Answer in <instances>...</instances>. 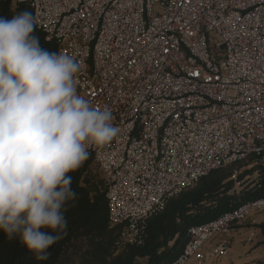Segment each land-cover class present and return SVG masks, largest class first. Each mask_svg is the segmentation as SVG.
Returning a JSON list of instances; mask_svg holds the SVG:
<instances>
[{"label":"built area","instance_id":"built-area-1","mask_svg":"<svg viewBox=\"0 0 264 264\" xmlns=\"http://www.w3.org/2000/svg\"><path fill=\"white\" fill-rule=\"evenodd\" d=\"M18 1L120 129L87 160L126 240L140 242L148 219L212 170L253 156L264 179V0ZM253 214L264 219V196L192 226L173 264L225 257L233 224Z\"/></svg>","mask_w":264,"mask_h":264},{"label":"clouds","instance_id":"clouds-1","mask_svg":"<svg viewBox=\"0 0 264 264\" xmlns=\"http://www.w3.org/2000/svg\"><path fill=\"white\" fill-rule=\"evenodd\" d=\"M35 28L29 11L0 16V231L42 260L77 198L69 174L120 129L78 92L80 63L43 47Z\"/></svg>","mask_w":264,"mask_h":264},{"label":"trees","instance_id":"trees-1","mask_svg":"<svg viewBox=\"0 0 264 264\" xmlns=\"http://www.w3.org/2000/svg\"><path fill=\"white\" fill-rule=\"evenodd\" d=\"M25 10L33 15V8L27 2L0 0V16L10 19ZM34 35L43 47L57 51L56 42L46 40L45 33L37 26ZM254 162L255 158L250 156L212 170L192 187L171 197L164 210L148 219L138 242L125 239L126 223L110 224L103 175L86 160L69 174L77 198L68 202L67 227L47 249V258L38 260L19 237L9 239L0 231V264H68L64 261L66 253L81 245L86 249L81 264H173L190 239L192 226L217 219L246 201L264 196V179L259 180ZM238 181L245 184L239 194L232 192ZM253 216L233 224V228L251 222ZM257 225L263 235L260 244H264V222Z\"/></svg>","mask_w":264,"mask_h":264},{"label":"rangeland","instance_id":"rangeland-1","mask_svg":"<svg viewBox=\"0 0 264 264\" xmlns=\"http://www.w3.org/2000/svg\"><path fill=\"white\" fill-rule=\"evenodd\" d=\"M241 186L234 188L232 192L239 193L245 184L241 183ZM252 219H256V225L252 223ZM250 221H246L243 225H237L234 228L233 237L231 240V246L229 253L214 262L207 264H264V244H260L263 239L261 233V227L259 225L264 222L263 217L258 214H254ZM254 234L252 242L247 241L249 234ZM86 249L82 245L78 249L69 250L66 253L65 260L68 264H81V257L84 255Z\"/></svg>","mask_w":264,"mask_h":264},{"label":"crops","instance_id":"crops-1","mask_svg":"<svg viewBox=\"0 0 264 264\" xmlns=\"http://www.w3.org/2000/svg\"><path fill=\"white\" fill-rule=\"evenodd\" d=\"M235 234V233H234ZM214 262V261H213Z\"/></svg>","mask_w":264,"mask_h":264}]
</instances>
